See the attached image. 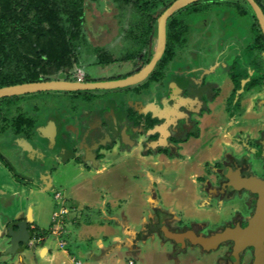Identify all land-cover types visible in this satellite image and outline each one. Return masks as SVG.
<instances>
[{
  "label": "crops",
  "instance_id": "obj_1",
  "mask_svg": "<svg viewBox=\"0 0 264 264\" xmlns=\"http://www.w3.org/2000/svg\"><path fill=\"white\" fill-rule=\"evenodd\" d=\"M245 9L247 10L246 15H241L240 18H250V24L245 23L243 20L246 26H241L242 23H240L239 20L235 21V16H233L232 12L229 13L227 11L228 9L222 10L221 8H217L215 13L212 10L214 13V16H211L210 20L212 22H208L209 25L207 23L202 27L201 31L197 33L198 37L201 36L205 42L203 41L202 46L195 45L183 51L184 55L189 59L188 62L195 64L194 60H198L196 67H200L201 71H205L203 72L205 82L208 83V90L212 91L213 93L211 94L214 96V99L207 101L210 111L198 117L200 120L202 137H191L189 142L184 144L189 147L190 151L186 148L183 152L188 153V156L191 157L196 156L197 159L195 163L199 162L200 158H202V148L195 147L201 145V143L203 144V141H205L203 136L206 123L212 121V126L216 127L219 125L220 128L228 125L233 132L242 126H262L264 124V83L253 88L245 87L253 76L259 74L256 73L257 71L264 74V50L259 51L262 56L260 55L261 60L258 64L256 63L257 53H254V55L252 53V55L247 57L246 48L253 44L257 36L253 35L254 19L252 13L248 8L245 7ZM210 12H202L207 16L197 19L196 23L199 22V26H201V21L207 20L211 15ZM224 14H226L225 17H223ZM177 54L176 56H179V54ZM176 56L173 59V63L179 59ZM234 62H237L239 72L245 75L242 78L240 88H236L231 77ZM176 68L177 67L173 69ZM181 68L182 67H179L178 70H181ZM146 81L147 80L142 83H146ZM142 83L138 84L137 87H143ZM144 86H147V84ZM135 87L136 86H132L131 88L134 89ZM234 92H236V100H231L230 98L233 96ZM149 93L138 95L139 99L125 98L126 106H124V108L135 105L139 110H151L155 107L153 98L156 97L151 91ZM217 104H222L221 112H223L222 115L228 117L227 121L223 120L225 118L222 115L221 117L218 116L220 112H218L216 108ZM109 107L115 110L123 109V105L118 106V101L113 99L106 100L102 108L107 109ZM230 110L236 112L233 118L230 116ZM78 113L79 112H75L73 115L69 114L62 116L64 121H66L64 129H55V131L51 126H48L42 127V129L39 130L42 138L50 139L51 144L43 148L42 150L45 154L41 152L39 153L41 155H38V157L41 158L46 155L48 156L47 162L50 163V165L55 166L58 164L57 167H53V172L50 170L51 167H48L49 170H47L52 172L50 175H43L42 173V175H38V171L40 170L38 163H31V167L24 165L23 161H25V159L22 157V154L26 150L30 153L32 152L33 148L30 142L25 144L24 147L20 145L18 149H15L13 158L9 153L4 154L0 150V155L6 158V163L9 160L14 170L16 168L17 171L28 175L25 178H21L18 173H14V170L10 172L9 168L7 169L5 160L0 158V168L6 170L4 173L0 172V234L7 223L19 220L20 218H26L32 226L38 228L35 223V207L38 205L39 209L42 210L41 207L43 204H41V202L38 204V201L32 200V198H30L32 196L31 193L37 192L40 194L47 193L48 191H56L57 179L54 173L60 169L62 162L69 163L70 161H75L80 167V172L77 176L80 178L83 176V179L80 183L73 185L75 188L71 190L73 196H71V199L69 198L70 200L65 197L63 199L62 196L64 207L70 210H68L67 214L62 216V226L64 228L66 225L65 222L69 220L74 225L79 224L83 227L84 231L82 229V235H84V237L81 239V242L79 241L78 245L82 244L85 238L94 242L95 245V247H83L88 254L87 257L91 262L90 264H124L127 258L126 255L128 256L127 253L130 252L139 253L140 251L141 255L146 254L145 256H147L152 249V247L147 246V244H159L155 236L143 241L139 234L141 230L146 227V224L154 218L152 212V209L155 207L154 192H160L157 203H162V206L172 207L176 205L178 208H181L186 203V201L184 203L178 200L179 195H176L179 194L178 191H170V188H172L170 187V179L158 176L160 165L163 164L168 169H171V167L176 168V165H181L182 161L177 158H164V160L161 161L160 158L163 154L159 155L160 158H157L154 152L150 153L151 151H144L143 146L147 139V135L142 132L137 139H134L133 134L143 130V128L139 129L137 125H135V127L134 124H132L134 126L132 129L133 131L129 128L130 133L126 132V127H124L126 126L125 112L90 111ZM149 113L151 112H138L141 116ZM155 113L158 114L160 112ZM81 121L89 126V131L92 133L95 131L93 130L94 128L98 129L102 127L100 130V136L102 138L101 143L94 146L95 143H90V141L83 136L85 127L83 129V124L82 127L78 126L82 123ZM122 130H125V135L123 133V146L120 145L118 135ZM59 132H61L60 137L58 135ZM62 132L64 133L62 134ZM66 133H70L67 139L68 141H66ZM116 134L118 136H116ZM125 136H127L128 139H126ZM57 139H60V143L58 144H56ZM222 141L234 147H239L237 143H232L230 139L222 137L215 141L214 145L206 148L209 153L203 154V159H214L218 157L222 152ZM149 145L152 147L153 144L150 143ZM123 151L126 152V155H129V159L135 160L134 162H136V164L134 169L139 171V176L137 175L136 177L138 181L140 177H142L140 183L141 181L144 182L143 184L141 183V185L139 184L136 190L130 188L131 185L129 184L131 183V179L129 174H119V171L121 172L123 168V162L119 163L117 161L121 159L120 152ZM111 153L119 156L111 160L109 157ZM35 155L34 152L33 156ZM121 160H123V158ZM110 171L113 173L112 177L116 179L117 185L114 191L111 190L108 192L106 189H109L110 183H103L107 180L101 181L102 183H100L96 178L103 177L100 175L105 172L110 174ZM156 181L158 182V189L155 185ZM190 182L192 184L190 189H192V187L196 185L193 175H191ZM182 183L183 179L179 178L176 181L178 186L176 189L179 190L182 188ZM117 187L119 188L118 190ZM103 189H105L104 192H102ZM193 195L196 194L193 193ZM192 197L191 200L193 201H196L198 198V196ZM191 206L194 208L193 204H191ZM92 209H98V212ZM30 211L32 212V219L28 218ZM83 212H86L88 217L85 222L81 223L80 215L83 216ZM1 214L5 217L9 216V218H3ZM55 239L59 241V247L63 249L62 254H60V252H53V249L48 245L40 244L42 240L45 241V236H42L41 240L36 242V244L34 243V245H36L35 250L38 248L42 259H45L46 262H53L55 264H67L68 262H73L75 264L76 260L83 264V262L77 258L74 249H66L68 246L67 240L64 241L63 238L58 236H56ZM60 241H64L66 247H62ZM109 241L110 243L107 244ZM39 244L40 247H38ZM78 245H75V247L79 249L81 254H85L83 251H80ZM32 247L33 245L31 248ZM125 248L128 249L127 253L124 251ZM161 250L164 253V259L169 261L168 264H172L168 256H166L167 250L165 247L162 246ZM27 253L28 250L17 254L15 257L16 264L17 260L23 259V255L26 256ZM33 253V250H30V261L36 259ZM152 253H155V251L152 250ZM128 259H131V257H128ZM24 262L23 264H30L28 261L27 263ZM18 264L22 263L18 261ZM127 264H137V262L134 260L133 263L129 262Z\"/></svg>",
  "mask_w": 264,
  "mask_h": 264
},
{
  "label": "flooded vegetation",
  "instance_id": "obj_2",
  "mask_svg": "<svg viewBox=\"0 0 264 264\" xmlns=\"http://www.w3.org/2000/svg\"><path fill=\"white\" fill-rule=\"evenodd\" d=\"M241 3L243 4V2ZM244 7L251 11L248 4H244ZM251 13L254 19L255 15L252 11ZM170 63H173V60ZM189 64L190 66L180 65L179 67H182L181 70H178L179 67L176 69L172 68V70L169 71L170 73L166 74L162 79L149 81L151 83H165L167 80L166 90L164 92L160 90L156 93L153 92L156 97L153 98L155 101L154 108L151 110L136 111L151 112L140 116L141 122L137 127L139 129L143 128V130L137 131V133L134 134L132 133L134 139H137L142 132L147 135V139L143 146L144 151L149 152V150H151L155 153L157 158H160L159 155L163 154L165 157L162 156L160 158L161 161H163V158H177L182 161V164H184L189 171L193 170V173H187V178L181 175L174 177L183 179L182 188L179 190L176 189L178 187L177 184L174 181H170V187H172L170 191H178L179 194H176L179 195V198L177 197L178 200L181 202L187 200L186 204L181 208H178L176 205L172 207L162 206V203H157L160 192H154L155 207L152 209L154 218L151 219L150 222L146 224V227L139 233L142 237L141 240L144 241L147 238L155 236L158 243L167 250L168 259L172 264H257V256L253 245H246L242 248L239 255L235 256V249L238 243L237 237L235 235H230L229 237L221 238L220 235L226 233L228 229L248 227L256 215L260 200V192H257L254 185L249 181L251 179L264 180V124L262 126H242L235 132L231 131V127L228 125H225L223 128H220L219 125L216 127L211 126L212 129L215 130L212 132V135L210 133L208 134L209 137L206 138L208 141H203V144L201 143V145L195 147L202 148V155L207 154L208 150H206V148L214 145L215 141L222 137L230 139L232 143H237L239 147H234L222 141L221 154L214 159L200 158L197 163L199 164L201 162L202 166L201 168H197V163H195L197 159L196 156L191 157L188 156V153H184L183 150H186V148L190 151L189 147L184 144L189 142L191 137H202L200 120L198 117L210 111L207 101L214 99V96L211 94L213 92L208 90V83L205 82V76H203V72L205 71H201V68L196 67V64L190 62ZM133 73L135 72L130 74ZM256 73L262 75V73L258 71ZM185 76L188 77L187 80H185ZM86 78L87 75H85L83 79L85 80ZM118 78H123V76ZM191 79L193 82L190 85L191 82L189 80ZM147 81L146 83H142L143 86L147 84ZM172 82H174V87H172ZM134 86L137 87L138 85ZM147 87H149V85H147L146 88ZM138 88H140V86ZM148 91L150 90L148 89ZM204 94L208 97L203 98ZM230 99H232V97ZM232 100L236 99L234 98ZM0 102V105H5L6 107L4 110V108L0 106V134L4 131L6 126H12L15 129V133H19L20 130L16 126L18 117H27L23 113L14 116L13 111L14 109L18 111V108L23 102H19L17 99H14L13 102L11 99L2 100ZM9 103H15L13 109L9 108ZM124 106L126 105L123 104V109L121 110H115L111 107L107 109L97 107L96 109H92L91 112H129V110H127L128 108H124ZM155 112L160 113L157 114ZM229 113L231 118L236 114V112L231 110ZM125 118L126 126L124 127H126V132L130 133L129 128L132 130L136 125V121L133 119L129 121L127 116H125ZM132 124H134V126ZM101 128H98L99 132ZM123 131L125 130H122L118 134L121 146H123ZM193 132H198V135H193ZM26 133V130L23 129L22 136L25 137ZM58 135L60 137L61 132H59ZM118 135L116 134V136ZM43 139L45 141L43 143V148L48 147L51 144L50 139ZM162 140H165V146L157 144L151 147L149 145L150 143L154 144ZM27 143H29V141L25 138V140L22 139L20 145L24 147ZM58 143H60V139H57L56 144ZM33 154L34 153H30L27 150L23 152L22 157L25 159V161H23L24 165L31 167V163H41L42 166H39L40 170L38 171V175L52 174L53 167H57L58 164L52 166L47 162L48 156L45 155V157L39 158V154L35 153V156H33ZM3 158L6 163V158L4 156ZM6 164L10 172L14 170L9 160ZM160 166L158 176L165 177V173L167 174L170 169L163 164ZM48 167H51L50 170L52 172L48 171ZM174 169L175 167H171L172 172ZM15 172L18 173L21 178L28 176L23 174V172L17 171L16 168L14 170V173ZM191 175L194 176L196 182V186L192 187V189H190L192 186L190 182ZM155 185L158 189L157 181ZM193 193L196 195H193ZM192 196H198L196 201H194V208L191 206ZM193 210L196 211V213L191 214ZM5 218H9V216ZM21 220L27 219L20 218L19 220L7 223L0 234V239L6 238L7 242H9V226H14V228L17 229V224ZM35 228L37 227L32 226L28 221L30 238L27 244H22V252L31 248L34 244L32 241H40L38 239L39 237L36 238L33 236V234H35L33 229ZM2 250L3 249L0 250V254H2ZM15 255L8 256L12 257ZM259 264H264V257L263 261Z\"/></svg>",
  "mask_w": 264,
  "mask_h": 264
},
{
  "label": "rangeland",
  "instance_id": "obj_3",
  "mask_svg": "<svg viewBox=\"0 0 264 264\" xmlns=\"http://www.w3.org/2000/svg\"><path fill=\"white\" fill-rule=\"evenodd\" d=\"M174 0H161V3L157 9H164L168 4L173 2ZM239 1V0H236ZM243 2V4H248L244 0H240ZM88 2V18H87V23L85 25V30H86V37H87V42L82 45L79 53H78V62L75 63L74 66V71L75 74L73 76L76 77L75 80L77 79H83L85 75L89 76L92 80H105L109 78H118L120 76H127V74H130L134 69L135 63H138L141 61V56L145 52V48H141L140 46H135L134 45V40L130 38L129 31L133 27V23H136L139 20L138 15L133 14L131 11H126L123 12V10L118 9L115 4L112 2V0H101L100 2ZM246 2V3H245ZM222 4V3H221ZM217 8H221L222 10L228 9L227 11L230 13H233V16H235L234 20H239L241 26H246L245 23L250 24L249 22L250 18L246 17L245 19L240 18L241 14L238 13L237 9L234 8V5H229L228 3H224L220 6H211L210 7V16L206 20L201 21L202 25L199 26V22L196 23L197 19H201L205 15L204 13H192L188 14L186 11H181L178 13L179 18H184L188 22L189 26V33L186 35V43L183 46H179L177 49V53L179 54L178 60L174 61L175 63H170L168 69L166 70V74L170 73L169 71L172 70V68L179 67L180 65L184 66H190L189 64V59L184 55V50L186 51L187 49L191 48L192 46H202L204 39L199 36L198 37V32L201 31L202 27L205 26L208 22L211 23V16H214V13ZM224 8V9H223ZM214 13H213V11ZM226 14L223 15L225 17ZM241 20V21H240ZM244 20V22H243ZM208 23V25H209ZM214 23V22H213ZM215 25V24H214ZM217 26V25H216ZM241 32V30H240ZM253 35L257 36V34L253 31ZM205 42V41H204ZM255 42L250 45L253 47ZM156 46V36L151 38L148 46V51L152 54L154 53ZM250 46L246 48L247 50V57L249 55H254L256 54V63H260L259 61L261 60L262 54L259 53V50L256 48L251 51ZM246 47V46H245ZM250 49V50H249ZM102 52H108L109 56H111L113 61H105V62H100L99 55ZM177 54V55H178ZM130 55H135L136 58H129ZM244 55V54H243ZM261 55V56H260ZM195 64L198 63V60H194ZM175 66V67H174ZM62 75V74H61ZM60 76V75H59ZM66 77L64 74L62 75ZM58 77V76H57ZM188 77L185 76V80H187ZM192 84V79L189 80ZM174 82H172V87ZM147 87L152 93H156L157 91L164 92L167 87V80L165 83H151L147 81ZM132 87V86H131ZM131 87H124V88H116V89H109V90H103V89H97V90H87V91H80L79 93L75 91H41V92H36V93H30V94H25V95H19L17 97V101L23 102L21 106L18 108V111H15L14 109V116L19 115L20 113H23L26 117L27 120L31 121L32 125V130H30V126H22L20 128L19 133H15V129L12 126H6L4 131L0 134V150L6 154L9 153L10 156L13 158V153L15 149H18L22 139L29 141L32 144V152L31 153H43V143L45 142L44 139L42 138V135L40 134L39 130L42 129V127H48L51 126L52 129H64V125L66 121H64L63 117L64 115H73L75 112L83 113V112H90L92 109H96L98 106L99 107H104V104L106 103V100L108 101L109 99H113L115 101H118V106H122L123 104L125 105L126 101L125 98L129 97L131 99H139L138 94L145 95L149 93L150 91L147 90L146 86L143 87H135L132 89ZM137 88V89H136ZM150 94V93H149ZM208 96L204 94L203 98H207ZM144 98V97H143ZM5 100H8V98H5ZM13 102V100H11ZM235 102V101H234ZM1 103V102H0ZM15 103H9L10 109H13ZM222 104H217L216 108L218 109V112H220V116L222 115L223 112H221L222 109ZM1 107L4 108L5 110V105H0ZM129 106V105H127ZM129 112H126L125 116L128 117L129 121L133 119L136 121V125L140 124L141 119L136 112L138 109L137 106L135 105H130V107H127ZM9 110V109H8ZM133 110V111H132ZM67 111V112H64ZM71 111V112H68ZM132 111V112H130ZM78 113V114H79ZM82 115V114H81ZM139 115V116H137ZM225 119V121L228 120V117L222 115ZM239 118V117H238ZM82 119V117H81ZM82 123L79 124L78 126L82 127L83 129V136L86 137L90 143H95L94 146H97L102 141L101 138V133L98 131V129L94 128L95 130L93 133L89 131V126L85 124V122L81 121ZM12 123V122H11ZM73 124V122H72ZM71 124V125H72ZM214 125V124H213ZM212 121L207 123L206 126L204 127V140L208 141L206 138L209 137V133L212 135V132L215 129H212ZM80 127V128H81ZM66 128V127H65ZM7 129V130H6ZM26 130V136L23 137L22 132L23 130ZM12 130V131H11ZM47 130V129H46ZM55 130V131H56ZM13 132V133H12ZM64 133V132H62ZM70 133H66V141L69 138ZM210 140V138H209ZM92 141V142H91ZM95 141V142H94ZM151 151V150H149ZM121 153V159L117 162H123V168L121 172L119 171V174H129L131 183L129 185L130 188H133L134 190L137 189V186L141 183L143 184L144 182L140 180L142 177H140V180L138 181L137 175L139 171L137 169H134L136 162H134V159H129V155H126V152H120ZM152 153V151L150 152ZM41 155V154H39ZM119 155H116L114 153H111L109 155L111 160H114L117 158ZM127 158V159H126ZM203 158V155H202ZM132 160V161H131ZM164 160V158L162 159ZM46 163V162H45ZM39 166H42L41 163H38ZM201 162L196 164L197 168H201ZM0 172L4 173L6 172L5 169L0 168ZM80 172V167L79 164L76 163L75 161H70L69 163L62 162V165L56 173H54L55 178L57 179L56 181V191H48L47 193H31L32 200L41 202L42 205V210L39 209L38 205L35 207V216H36V225L38 226L39 229L45 232V241L43 242L44 245H48L53 249V252H60L62 254L63 249L59 247V241L55 239L56 235L52 233V227L61 225L60 224V217H57L53 220L54 216L53 214L56 211H59L61 207L64 206V200H60V202L57 199L56 193L59 192L62 196L63 199L64 197L67 199H71V190L75 188V186L78 183L81 182L83 179L77 174ZM118 173V172H117ZM187 173H193V170H188L184 164H179L176 165V168L172 172L170 169L168 173H165V177L170 179L171 181H176L178 180L177 177L178 175H181L182 177L187 178ZM123 175V176H124ZM103 177H97L96 180L100 183L101 181H106L103 183H110L109 189H106V191L110 192L111 190L116 189V179L113 178V173L110 171V174L108 172H105L104 174L100 175ZM106 176V177H105ZM139 176V175H138ZM108 177V178H107ZM107 178V179H106ZM119 185V183H118ZM114 186V187H113ZM196 186V185H195ZM119 187V186H118ZM117 187V190L119 189ZM139 187V186H138ZM190 188V187H189ZM132 189V190H133ZM105 189H103L102 192H104ZM69 199V200H70ZM187 202V200H186ZM185 203V202H184ZM186 204V203H185ZM191 204H194V201L191 200ZM69 210V209H68ZM98 212V209H92ZM70 211V210H69ZM192 213H196V211L193 210ZM2 216V214H1ZM4 217V216H3ZM81 217V223L85 222L88 214L86 212H83V216L80 215ZM58 219V221H57ZM65 229H63V233L61 234V238L64 239V241L67 240L68 246L62 245L63 247H66V249H74L75 254L77 255V258L83 262V264H90V260L87 257V252L83 247H91L94 246V242H91V240L84 239L82 244H79V241L81 242V239L84 237L82 235V229L83 227L80 226L79 224H73L71 221H66L65 222ZM49 231V232H48ZM84 231V229H83ZM75 244H74V242ZM61 242V241H60ZM32 243L36 244V241H32ZM107 242V244H109ZM41 244V243H40ZM40 244L38 247H40ZM61 245V244H60ZM75 245H78V248H80V251H83L85 254H81L79 252V249L75 247ZM6 246H8V242L6 238L0 239V250L5 249ZM152 247L150 254L145 256L144 254L141 255L140 251L139 253H134V252H128V249L125 248L124 251L128 254L126 255L125 263H133L134 260H136L137 264H168L169 261L167 259H164V253L161 250L162 245L160 246L159 244H151L148 245ZM36 245L33 244L32 248H28V253L27 255H23V259L17 260L20 261L22 264L27 263V261L30 264H55L53 262H46L45 259L41 258V254L38 251V248H36ZM30 250H33V256L36 258L35 260L30 261ZM152 250L155 251V253H152ZM168 253V252H167ZM166 256H168L166 254ZM15 256H7V255H2L0 254V264H10L15 262ZM128 257H131V259H128ZM131 260V261H130ZM55 262V261H54ZM127 262V263H126ZM16 264V262L14 263ZM67 264H74L73 262H68ZM75 264H78L77 261H75Z\"/></svg>",
  "mask_w": 264,
  "mask_h": 264
},
{
  "label": "trees",
  "instance_id": "obj_4",
  "mask_svg": "<svg viewBox=\"0 0 264 264\" xmlns=\"http://www.w3.org/2000/svg\"><path fill=\"white\" fill-rule=\"evenodd\" d=\"M87 1L0 0V87L61 77L75 80L76 77L73 74H75V63L78 62V53L82 45L87 42L85 30L89 7ZM89 1L98 3L101 0ZM256 1L264 9V0ZM112 2L123 12L131 11L139 17V20L133 23V27L129 31L134 45L145 48V52L140 58L141 61L135 63L132 71L137 72L150 61L152 54L147 49L151 38L157 35L158 17L173 2L160 10L157 8L161 0H112ZM223 2L234 5L239 14L246 15L247 10L240 1L199 0L169 17L166 50L148 77V82L166 76V70L176 56L178 47L186 43V35L189 33L188 22L184 18H179L178 13L181 11H186L189 14L209 12L211 6H220ZM253 30L257 34V38L253 47L250 46L251 51L255 48L264 50V33L255 16ZM99 58L100 62L113 61L108 52L100 53ZM129 58L136 57L130 55ZM238 69L237 62H234L231 77L236 88L241 87L242 78L245 76ZM85 80L91 81L92 79L87 76ZM263 81L264 74L255 75L245 87L253 88L263 84ZM75 92L79 93L80 91ZM17 97L19 95L4 97L0 101L5 98L14 100ZM235 97L236 92L232 99ZM24 124L30 126V130H32L31 121L19 116L16 123L17 128H22ZM192 134L198 135V132ZM0 158L5 160L1 155ZM33 232H35L33 236L36 238L45 236V232L40 231L39 228L33 229ZM43 242L44 240L41 241V245H44Z\"/></svg>",
  "mask_w": 264,
  "mask_h": 264
},
{
  "label": "water",
  "instance_id": "obj_5",
  "mask_svg": "<svg viewBox=\"0 0 264 264\" xmlns=\"http://www.w3.org/2000/svg\"><path fill=\"white\" fill-rule=\"evenodd\" d=\"M199 0H175L166 8L163 13L158 17L157 23V35L156 46L153 56L150 61L144 65L137 72L130 74L123 78L105 79V80H91L86 81L84 79L68 80L63 77L51 80H41L34 82H25L20 84L8 85L0 87V99L4 97L25 95L30 93H36L41 91H83V90H109L116 88H124L134 86L145 81L155 69L158 62L162 59L166 46H167V23L169 17L180 9ZM251 8V11L257 18L262 32L264 33V10L262 6L256 0H246ZM125 135V131H123ZM126 139L127 136H125ZM162 144L165 146V140L161 142H155L153 146ZM254 185L257 192H260V200L257 206V211L251 224L246 227H237V229H228L224 234H221V238L235 235L238 243L235 249V256L239 255L242 248L246 245H253L257 256V264L263 261L264 255V180L251 179L249 181ZM30 219V217L28 216ZM17 229L14 226H9L8 235L10 240L8 246L2 250L3 255H15L22 252V244L29 242L30 233L28 229V220H21L17 224Z\"/></svg>",
  "mask_w": 264,
  "mask_h": 264
},
{
  "label": "built area",
  "instance_id": "obj_6",
  "mask_svg": "<svg viewBox=\"0 0 264 264\" xmlns=\"http://www.w3.org/2000/svg\"><path fill=\"white\" fill-rule=\"evenodd\" d=\"M57 199H58V201L60 202V200H62V195L60 194V193H57ZM67 212H68V209L66 208V207H61V209H59V211H56L54 214H53V216H54V218H53V220L55 219V218H57V217H60V224L61 225H57V226H53L52 227V233H54L56 236H58V237H61V234L63 233V226H62V216L64 215V214H67ZM57 221H58V219H57ZM39 240H41V238L39 237L38 238ZM60 244H61V246L63 245H65V242L64 241H61L60 242ZM62 246V247H63ZM77 261V263L78 264H81V262L80 261H78V260H76Z\"/></svg>",
  "mask_w": 264,
  "mask_h": 264
},
{
  "label": "bare ground",
  "instance_id": "obj_7",
  "mask_svg": "<svg viewBox=\"0 0 264 264\" xmlns=\"http://www.w3.org/2000/svg\"><path fill=\"white\" fill-rule=\"evenodd\" d=\"M29 217H30V219H32V212L31 211L29 212Z\"/></svg>",
  "mask_w": 264,
  "mask_h": 264
}]
</instances>
